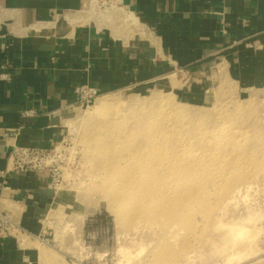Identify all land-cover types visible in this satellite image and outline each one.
I'll list each match as a JSON object with an SVG mask.
<instances>
[{
  "label": "rangeland",
  "instance_id": "obj_1",
  "mask_svg": "<svg viewBox=\"0 0 264 264\" xmlns=\"http://www.w3.org/2000/svg\"><path fill=\"white\" fill-rule=\"evenodd\" d=\"M117 10L91 13L116 36L146 35ZM219 73L177 71L60 112L63 133L45 159L54 183L44 228L23 243L36 246L39 264H214L231 248L194 230L216 236L219 216L254 212L264 231V83ZM104 156L122 167L112 178L97 172ZM132 165L140 176L129 177Z\"/></svg>",
  "mask_w": 264,
  "mask_h": 264
},
{
  "label": "crops",
  "instance_id": "obj_2",
  "mask_svg": "<svg viewBox=\"0 0 264 264\" xmlns=\"http://www.w3.org/2000/svg\"><path fill=\"white\" fill-rule=\"evenodd\" d=\"M124 9L146 35H114L89 0H0V208H20L28 241L39 240L54 181L7 163L14 146L58 143L77 85L143 88L177 71L264 83V0H125ZM21 241L0 242V264H39L36 246Z\"/></svg>",
  "mask_w": 264,
  "mask_h": 264
},
{
  "label": "bare ground",
  "instance_id": "obj_3",
  "mask_svg": "<svg viewBox=\"0 0 264 264\" xmlns=\"http://www.w3.org/2000/svg\"><path fill=\"white\" fill-rule=\"evenodd\" d=\"M116 11H118V10H116ZM126 12H129V11H126ZM110 101L111 100L106 99V100H103L102 103L109 105ZM136 157H138V156H136ZM101 159L102 160L100 161L101 163L98 165L97 172H100L101 175L104 174L103 178H112L116 174L120 173V171L122 170V167H120V165H119V161H108L109 160L108 156H104ZM178 161H179V159H178ZM102 162H103V164H102ZM126 163L128 164V162H126ZM131 167L132 168L129 167L130 170L128 169L129 170L128 174L129 175L131 174L132 176L128 175L129 177L135 178L137 175H139V176L141 175V173L136 172V166L132 165ZM150 200H152V198H148L149 205H150ZM151 203L154 204V206H156V200H153ZM57 204H59V203H57ZM52 209H54V208H52ZM249 212L251 213V211H249ZM247 214H249V213H247ZM255 214L256 213L253 212L249 216L246 215L245 217H247V219L244 218L245 214H243V217H238V218L231 217L230 219L229 218L225 219L223 216H221L224 218L223 219L219 216L218 219H216L212 224H215V226L218 225V226L222 227V228H220L222 232L220 231L218 226L215 228V226L211 225V226H213V229L215 228L213 230L214 234L217 233L216 231L219 230L216 236L215 235L214 236H208V237L203 239L202 236L201 237H200V235L197 236L198 233L195 232V230H194V232L190 231V232H193L191 234V237H193L194 239L199 238L198 240L200 242L204 241L206 244H207V242L205 240H210L212 243L217 242L218 248H219L218 243H220V245H223V246L225 245V247H222L223 249L227 248L226 245H228L231 248L228 251L225 250L226 253L224 251H222V249H221V253L216 255V256H218V257H216L217 258L216 262H215V260L213 261L214 264H254L264 254V251H263L264 249L261 247V242L264 241V239L261 237V235L264 234V231L262 233L260 232V231H262L261 229H263V228H261L262 224L260 227L258 225H256L258 222L253 224V222H254L253 218H255L257 215V214L255 215ZM263 217H261V218H263ZM256 219L259 220V216ZM217 220H220V221H218V224H217ZM226 220H228V222ZM248 222H251V223L248 225ZM223 227L225 228L224 230H222ZM211 230H212V227H211ZM21 240H22L21 242L24 243V236L21 237ZM198 240H197V242H198ZM208 243H210V242L208 241ZM201 247H204V246L202 245ZM187 253H189V252H187ZM43 255H47L45 250L43 251ZM188 257H189V254L187 255L186 259H188Z\"/></svg>",
  "mask_w": 264,
  "mask_h": 264
},
{
  "label": "built area",
  "instance_id": "obj_4",
  "mask_svg": "<svg viewBox=\"0 0 264 264\" xmlns=\"http://www.w3.org/2000/svg\"><path fill=\"white\" fill-rule=\"evenodd\" d=\"M89 2L91 8L96 7L98 10H107L109 8L117 10L118 8L125 7V0H89ZM75 92L78 94L79 100L85 103L94 101L100 95V91L97 88L88 85H77ZM23 114L26 116H35L36 110L28 109ZM52 149L14 146L6 169L24 172L42 171L52 177V169L49 168L50 164L45 162V159L49 157V152ZM52 179L54 181L53 177ZM20 213L21 210L17 206L0 208V242L13 239L18 243L21 237L25 233H28L21 223Z\"/></svg>",
  "mask_w": 264,
  "mask_h": 264
}]
</instances>
